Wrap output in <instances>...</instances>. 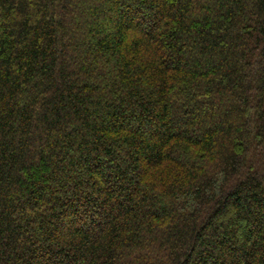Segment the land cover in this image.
Instances as JSON below:
<instances>
[{"label": "trees", "instance_id": "obj_1", "mask_svg": "<svg viewBox=\"0 0 264 264\" xmlns=\"http://www.w3.org/2000/svg\"><path fill=\"white\" fill-rule=\"evenodd\" d=\"M0 264H264V0H0Z\"/></svg>", "mask_w": 264, "mask_h": 264}]
</instances>
